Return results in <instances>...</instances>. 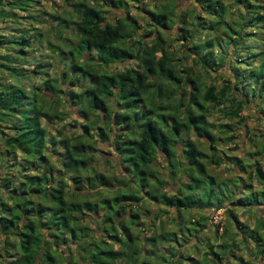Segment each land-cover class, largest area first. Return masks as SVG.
Returning <instances> with one entry per match:
<instances>
[{
  "label": "trees",
  "instance_id": "1",
  "mask_svg": "<svg viewBox=\"0 0 264 264\" xmlns=\"http://www.w3.org/2000/svg\"><path fill=\"white\" fill-rule=\"evenodd\" d=\"M25 1L9 0L5 5L26 11ZM101 1L100 5L74 4L68 20L52 17L59 21L58 34L66 27L73 31L62 42L67 52L59 47L67 60L70 86L79 80L87 82L78 93H67L66 102L80 104L77 113L83 123H77L81 127L78 134L59 141L48 135L58 118L50 113V96L38 94L37 85L28 94L21 64L14 55L10 59L2 56L8 64H0V74L7 72L18 82L0 86V237L4 242L0 264H58L59 260L65 264H181L182 253L171 247L178 239L176 231L185 230L187 235L179 240L183 238L186 251L189 236L195 237L203 227L198 219L185 227L182 210L218 209L224 203L209 198L219 181L209 172L211 166L217 170L224 164L235 179H249L243 186L250 192H254L252 183L264 184L258 160L249 162L245 171L242 157L231 155L222 162L211 152L221 141L235 138V130L243 124L240 111L247 103L256 104L264 122V48L253 41L258 29L264 35V0H192L185 8L178 0H146L145 5L142 0H128L142 15L143 26L128 15L125 1ZM103 6L122 10L124 15L107 19ZM9 14L15 17L14 12ZM172 29L176 33H170ZM16 31L18 36L10 41L0 35V48L8 45L13 52L26 54L24 49L30 46L27 30ZM178 36L182 42L172 50L170 44L180 40ZM186 58L191 60L190 67L183 64ZM116 64L121 65L118 70L109 69ZM224 66L227 79L217 87L210 73ZM66 75L64 70L60 78ZM49 82V78L43 81L44 89L64 95L58 85L54 89ZM212 112L219 113L225 123L209 121ZM234 121L236 127L231 125ZM94 133L111 149L107 154L114 161L104 160L115 169L111 178L94 172L95 151L90 142ZM15 154L22 161L12 171ZM51 154L59 169L51 165ZM251 155L264 156V145ZM59 174L84 186L71 188L75 190L67 194ZM203 179L210 188L197 191ZM169 183L177 187L173 190ZM164 187L173 191L167 193ZM92 196L99 198L93 201ZM141 201L155 204L149 213L150 224L161 216L168 218L164 209H170L171 228L159 223L152 229L156 234L144 239L138 232L131 234L132 225H142L138 222ZM228 204L242 205L240 198ZM254 205L264 213L263 203ZM231 206L228 216L244 238L252 231L241 228ZM260 223L264 229V216ZM91 226L97 232L90 233ZM218 228L215 225V233ZM157 240L167 244V255H162L167 259L159 253V260L153 259ZM261 240L256 236L257 244ZM60 245L68 249L62 258L57 254ZM228 247L226 256L210 250V262L232 264L230 258L239 245L231 242ZM237 261L248 264L240 257ZM208 262L205 257L202 264Z\"/></svg>",
  "mask_w": 264,
  "mask_h": 264
},
{
  "label": "rangeland",
  "instance_id": "2",
  "mask_svg": "<svg viewBox=\"0 0 264 264\" xmlns=\"http://www.w3.org/2000/svg\"><path fill=\"white\" fill-rule=\"evenodd\" d=\"M9 0H1L0 3V35H3L7 41L15 39L18 35V31L15 32L16 29L21 30H27V37H30L29 40V47H25V53L26 54H19L16 52H13L11 48L7 45L0 48V64L5 63L8 64V62H4L2 60V56H8L9 59L11 56L14 55L15 61L18 64H21L20 66L23 68L25 76L27 77V80H23V84L25 86L26 92L30 94L32 91L31 87L33 88V85H37L39 87L38 94L41 95H48L50 96L51 103V111L50 113H55L58 118L53 121L52 125L50 126L49 136L57 137V141L60 140L61 137H70L71 133H79V130H81V127L77 123H83L82 119L80 117V114L77 113L78 105L72 104L71 102H66L67 100V93L69 91H73L74 93H78L82 89H84V85L87 83L86 80H79V82H75L76 86L72 87L70 86V73L68 66L66 65V57L61 54V50L59 51V47H61L65 52H67L68 48L63 47L62 42L66 43V40L64 37H68L70 34L72 35L71 30L68 29V27L64 28L63 31H61V34L57 33V27L59 21H56L52 17H59V18H65L68 20V16L72 12V6L76 3H79L80 1L83 2H89L93 3L95 5H100L102 3L101 0H38L37 4L34 5L35 0H26L22 3L23 8L26 9V11H20L19 7H15L14 4H10L8 6L5 5V3ZM13 1V0H11ZM125 1L127 7H128V15L130 17H133L137 23L140 26H143V20L142 15L136 10L134 4L128 0ZM143 4L146 3V0H142ZM192 0H178V3L181 4V6L188 7L190 2ZM227 4V3H226ZM145 5V4H144ZM25 6V7H24ZM9 12H14L15 17H12V15L9 14ZM103 13L104 16L107 19H111L116 16H123L124 12L121 10H116L114 8H111L109 6H103ZM28 17L25 19V17ZM53 25V27H52ZM170 33H176V29H172L169 31ZM178 36V41H173L170 44V47L172 50L177 49L180 45V42H182L181 38ZM64 38V39H62ZM2 39V38H1ZM72 39V38H71ZM264 40V35L261 29H258L256 32H254L253 41L257 43L260 47L264 48V44H262L261 41ZM6 41V40H4ZM250 43V42H249ZM14 47V44H12ZM15 48L18 50L19 46H15ZM261 48V49H262ZM91 55V53L89 54ZM85 56V55H84ZM63 58V59H61ZM14 59V58H13ZM25 59V62H22V60ZM20 60V62H19ZM5 61L7 59L5 58ZM18 61V62H17ZM79 61V60H78ZM129 62H124L121 64L122 66L127 65ZM16 64V65H18ZM183 64H185L186 67H190L191 60L189 58H186L183 61ZM14 65L15 67H17ZM40 65L39 68H35V66ZM121 65H113L109 66V69L112 70H118V67ZM19 66V67H20ZM2 68V67H0ZM67 68V69H66ZM36 70V73H33V70ZM65 70L67 72L66 77H61L62 72ZM224 70H226V67H222L220 69V72L217 73H210V81L219 87L223 82L226 81L227 77L225 75ZM224 72V73H223ZM44 73H47V76H45ZM50 79V84L52 85V88H56L59 86L61 91H63L64 95L57 94L54 95L52 93H49L44 87L42 86L43 81H46V79ZM17 78L13 79L12 77L8 76L7 72H3L0 74V86L2 88L8 87L12 84H15L18 82L16 80ZM58 85V86H57ZM54 97V98H52ZM52 99V102H51ZM55 99L56 101H54ZM258 108L255 103H247L245 106L242 107L240 111L241 121L243 124H239L238 127H240L239 130H235V138L228 139L221 141L220 145L216 146V150L211 151L215 153V157L220 156L222 158V162H224L225 158L227 156L234 155L236 157H242V170H248L251 166V163L253 161L258 160V162L261 165V169L264 172V156L258 157L257 155L252 156L251 154H254L255 152H259L261 147L264 145V122L260 120V115L257 113ZM42 123H44L46 120H41ZM209 121H212L214 123H225V120L221 118V115L217 112H212L211 116L209 117ZM240 120L238 122H241ZM236 121L232 122L231 125L237 126L235 124ZM238 124V123H237ZM69 125V126H68ZM105 128V127H104ZM106 130V128H105ZM212 133H215V130H212ZM93 138L90 140L92 142V147H94L93 151V161L92 166L94 167L95 173H103L108 178H111L114 174V170L110 166V164H105L104 160L108 159L110 161H114V157L111 156V149L107 146V144L101 139L97 137V135L94 133L92 134ZM107 136L111 138L110 133L107 132ZM224 143V145H222ZM1 144V143H0ZM1 149V146H0ZM204 148H202L203 150ZM209 152V150H208ZM47 155V153L45 154ZM260 156V155H259ZM249 159V161L247 160ZM14 162H13V169L14 171L16 169L15 163H20L22 160L19 159V156L15 154L14 156ZM50 163L53 167L59 169L58 162L55 160L54 156L51 154L49 157ZM116 160V159H115ZM116 163V162H115ZM222 165V164H221ZM224 165V164H223ZM221 166L217 170L213 166L210 167V173H213L217 179H219L218 182L215 181V184L212 186V191L210 193V200L215 201L217 199L223 200L224 203L222 206L218 209L215 208H209L205 210H197L196 208L192 209H186L182 210L183 214V220H184V226L188 227L187 222L193 221L195 219H198L199 223L203 225V227L200 229V231L195 233L194 236H189V241L187 243L186 251L183 250L184 248V242L183 238L179 237L184 235H187L185 230L181 229L182 231H176L178 235L177 243H172V248L176 250L178 253H182V257L184 259H181V264H195L193 263L192 259L194 261H199V263L202 264L203 259L206 257V260L209 261V264H212L210 261L212 259V256L210 254V250L213 251V253L220 254V256H226V250L229 248V244L231 242H234L235 244L239 245V248L235 253L234 256L230 258V262L232 264H241L237 261V258L240 257L241 262H246L248 264H264V254L261 252L264 250V229H262L261 225V216H264L263 210L260 206L254 205L255 202H261L264 205V184H261V186L256 185L255 183H252V189L254 192H250V189L243 186V184H248L247 181L249 179H244L243 177L234 178L235 175L232 171L227 170L226 166ZM226 167V168H225ZM236 171V170H235ZM117 172L121 173V170L117 169ZM231 177V178H230ZM164 178V177H163ZM228 178V179H227ZM257 179V178H256ZM224 180V183L223 181ZM58 181L61 185H64V189H66L67 194L69 192H72L74 190H71V188H75L76 186H84L82 182L78 181H72L70 180V176L66 175H60L58 176ZM244 181V183H243ZM173 183H169V187H171L173 190L177 186H172ZM176 185V184H175ZM66 186V187H65ZM258 186V187H257ZM200 189L205 191L210 188V183L208 180H202L200 183ZM168 187H164V191L167 193H170L172 191L167 190ZM256 189V190H255ZM207 192V191H206ZM105 193V192H103ZM197 194V193H196ZM194 193V196H196ZM202 195V194H201ZM206 196V194L204 195ZM99 197L92 196L90 197L91 200L96 201ZM241 199L242 205H235L231 206L233 213L236 216L238 224L242 223L241 228H247L252 231V233L246 232V236L243 238V235H241L240 229H236L235 223L233 220H231L228 216L227 210L230 209L229 201L233 202L236 199ZM227 201V202H226ZM139 206L142 207V211L140 214H138V222L142 225L138 226H131V234L133 232H138L139 235L144 239L143 237H149L151 235H155L156 231L155 229L159 223L164 224V226L167 228H171L170 221L172 218H170V209L165 208V214L168 215V218L165 216L159 217L157 220L153 222V224H150V216L149 213L152 209H154V203L151 202H143L141 201ZM225 209V210H221ZM142 214V215H141ZM189 214V216H188ZM228 216V217H227ZM257 221V225H256ZM82 223H87V219L85 221H82ZM146 225V226H145ZM151 225V226H149ZM191 225V224H189ZM215 225H218V230L215 233ZM225 228V229H224ZM240 228V227H239ZM221 230L225 231V234L222 235ZM97 232V229L91 226L90 233ZM256 236L261 240V245L257 244L255 242ZM234 239V241H232ZM157 240L155 242V247L152 249L154 252L153 259L158 261L156 254L159 253L160 256L167 255V244H163V241L158 244ZM244 241H247V246L244 245ZM221 244V245H220ZM220 245V246H219ZM4 246V242H2V238L0 237V251L2 250ZM166 246V248H165ZM170 246V245H169ZM221 247V249H219ZM114 249L117 250V246L114 245ZM148 249V248H147ZM222 253H221V252ZM68 252V249H66L63 245L59 246L58 249V256L59 258H62L66 255ZM256 252V256L253 255V253ZM1 253V252H0ZM176 253V252H175ZM163 258L167 259L166 257L162 256ZM177 257V256H176ZM189 257V258H188ZM222 258V257H221ZM225 258V257H224ZM224 259L222 258V261ZM225 261V260H224ZM226 262V261H225ZM58 264H65L64 261L59 260Z\"/></svg>",
  "mask_w": 264,
  "mask_h": 264
},
{
  "label": "crops",
  "instance_id": "3",
  "mask_svg": "<svg viewBox=\"0 0 264 264\" xmlns=\"http://www.w3.org/2000/svg\"><path fill=\"white\" fill-rule=\"evenodd\" d=\"M221 210L223 211V210H225V209H222V208H221Z\"/></svg>",
  "mask_w": 264,
  "mask_h": 264
}]
</instances>
